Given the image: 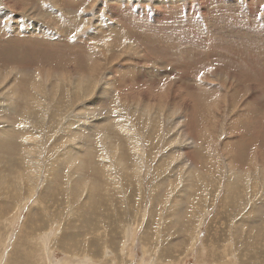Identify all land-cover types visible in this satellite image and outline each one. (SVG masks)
I'll use <instances>...</instances> for the list:
<instances>
[{"label": "rangeland", "instance_id": "obj_1", "mask_svg": "<svg viewBox=\"0 0 264 264\" xmlns=\"http://www.w3.org/2000/svg\"><path fill=\"white\" fill-rule=\"evenodd\" d=\"M0 264H264V0H0Z\"/></svg>", "mask_w": 264, "mask_h": 264}, {"label": "bare ground", "instance_id": "obj_2", "mask_svg": "<svg viewBox=\"0 0 264 264\" xmlns=\"http://www.w3.org/2000/svg\"><path fill=\"white\" fill-rule=\"evenodd\" d=\"M4 88H5V87H4ZM67 149H68V148H67ZM86 156H87V155H86ZM114 159H115V158H114ZM81 161H82V160H81ZM71 162H72V161H71ZM70 164H71V163H70ZM73 164H74V163H73ZM75 165H77V164H75ZM114 165H115V164H114ZM79 166H80V165H79ZM116 167H117V166H116ZM74 173H75V172H74ZM110 183H111V182H110ZM92 184H93V183H92ZM93 186H94V185H93ZM87 188H88V187H87ZM89 188H90V187H89ZM91 188H92V187H91ZM82 192H83V191H82ZM83 205H85V204H83ZM87 207H88V209H92L91 206H85V208H87ZM85 208H84V210H86ZM90 211H91V210H90ZM87 212H89V210H87ZM63 239H65V238H63ZM66 247H67V246H66ZM71 249H72V248H71Z\"/></svg>", "mask_w": 264, "mask_h": 264}]
</instances>
